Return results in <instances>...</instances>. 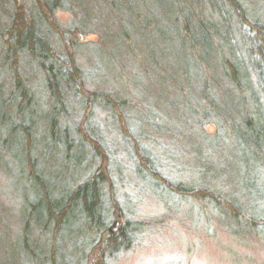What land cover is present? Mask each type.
<instances>
[{
  "label": "trees",
  "instance_id": "16d2710c",
  "mask_svg": "<svg viewBox=\"0 0 264 264\" xmlns=\"http://www.w3.org/2000/svg\"><path fill=\"white\" fill-rule=\"evenodd\" d=\"M211 1L218 6L229 5L222 17L230 29L229 13L236 15L234 31L230 29L227 33L220 21L219 25L212 22L208 25L203 19L193 21L182 0H101L99 8L91 11L94 16L96 10H116L124 22L121 23L125 34L123 45L132 42L130 34L137 30L146 48L145 63L150 65L152 61L163 69L161 62H168L171 74L160 81L168 83L172 90L161 92L157 103L144 100L141 104L162 110L160 99H170L169 91L177 92L178 100L172 101L171 106L181 115L170 122L172 115L166 120L160 111L147 121L141 116L139 121H132L133 117L125 113L132 103L130 98L84 93L85 78L81 77L73 56L81 45L69 35L75 32L87 39L95 34L93 26L98 22H93L90 28L88 18L80 21L74 14L75 7L84 8L83 0H0V10L7 19L0 30V88H8L9 92V98L2 99V108L8 113L5 118L14 115L17 120L11 133L21 136L24 146L25 168L21 173L30 177L33 188L43 197L40 203L32 202L29 208H24L34 210L36 233L45 244L37 254L32 247L36 243H31L27 235L33 230L26 228L27 233L23 231L26 247L20 249L22 257L58 264L57 254H65L63 234L74 224L81 226L85 238L75 243L76 264H102L106 257L133 247L141 230L140 224L123 211L116 197L115 180L108 171L104 172L103 165L97 166L93 173L80 168L82 173L75 177L73 186L58 199L57 188L44 179L48 173L44 163L50 161L45 152L50 146L56 152L55 158L68 163L74 161L77 166L83 164L80 158L75 159L77 144L71 134L74 113L71 95L83 105L84 127L79 130L87 129L91 135L88 141L87 133L80 132L78 136L85 147H90L92 152L96 150L97 155L91 153L95 161L99 157L110 159L103 135L98 133L101 127L92 120V105L98 102L119 119L124 149L139 180L154 184L156 190L176 201L197 197L210 202L214 209L230 210L236 217L237 210H255L247 213L253 221L250 226L264 235V215H259L264 213L256 211L264 210V198L262 204L252 198L264 195V22L260 17L252 22L239 0ZM225 7L221 6V11ZM59 12L72 13L76 19L62 26L57 19ZM151 40L155 43V53L149 56ZM35 109L41 110L43 120L37 119L40 116ZM153 124L155 128L149 134L147 127ZM209 125L216 128L214 134L206 131ZM191 126L196 128L195 137L186 142L181 127ZM169 132L178 134L179 138L173 137L172 144L161 145L157 136ZM38 140L44 144L41 155L36 152ZM141 141L148 145L142 146ZM178 143L183 146L174 149L172 145ZM0 147L5 151V146ZM101 147L105 148L102 157ZM155 147L159 153L153 155ZM133 153L136 158L130 157ZM190 154L203 162L201 166L198 159L202 184L182 178L184 168L178 162ZM212 181L216 186L210 185ZM219 184L231 186L230 192ZM242 196L250 201L243 204L238 199Z\"/></svg>",
  "mask_w": 264,
  "mask_h": 264
},
{
  "label": "rangeland",
  "instance_id": "374dc122",
  "mask_svg": "<svg viewBox=\"0 0 264 264\" xmlns=\"http://www.w3.org/2000/svg\"><path fill=\"white\" fill-rule=\"evenodd\" d=\"M83 1L85 2L84 8L75 7L74 14L80 17V21L88 18L90 28L93 22H98L93 26L95 34L88 36L87 39L75 32L69 35V38L78 40L81 45L73 53V56L77 60L81 77L83 75L85 78L84 93L96 92L101 96L109 93L117 99L130 98L132 103L125 113L133 117L132 121H139L140 116L147 121L159 111L162 115L165 114L164 119L167 120L168 115L171 114L170 122L176 120L181 112L176 108L173 109L171 103L178 100L177 92L169 91L170 99L167 97L160 99L162 110H157L150 105L142 107L141 104L144 100L157 103L161 92L166 89L172 90L168 83L163 84L160 81L171 74L168 62L165 60L161 62L163 69L158 68L152 61H150V65L145 63L146 48L143 38L137 30L130 34L132 42L128 43V46L123 45L122 39L125 34L121 31V23L124 22L116 10L109 12L102 9L96 10L93 16L91 11L99 8L101 0ZM182 2L186 3L185 7L192 13L193 21L203 19L208 22V25L210 22L219 25L220 21L227 33H230V29L234 31L233 25L237 22L236 15L234 16L231 11L229 13L230 29L222 17V14L227 12L229 5L220 4L218 6L211 0H182ZM238 2L243 6L246 15L252 22H255L259 17L264 22V0H239ZM221 6L226 7L221 11ZM2 12L0 10V30L7 20ZM73 18L76 19L72 13L59 12L57 19L62 26L66 27L71 24ZM223 27L221 28L222 32ZM61 37L63 41H67L63 35ZM226 39L228 40V38ZM151 43L152 45L150 44L148 48L149 56L155 53V43L153 40ZM225 48L230 49L228 45H225ZM70 51L73 52V49L70 48ZM158 74H161L162 77L159 78ZM73 97L75 96L71 95L74 108V113L71 116V134L77 144L75 159L80 158L83 164L77 166L74 161L68 163L60 157L55 158L56 152L50 146L45 152L50 161L44 163L48 169L44 179L57 188L58 192L56 193L59 194H55V197L58 199L69 191L70 185L73 186L75 177L82 173L80 168H87L93 173L97 166L103 165L106 167L104 172L108 171L111 179L115 180L116 197L126 216L141 226L133 247L114 257H106L102 264H264V235L258 230L252 229L250 226L253 222L252 217L247 214L255 212V210H237L236 214L241 216L237 215L236 217L230 210L214 209L210 202L197 197L176 201L172 196L156 190L154 184L139 180L131 170L133 161L129 158L127 150L124 149L125 143L119 129V119L115 118V114L110 109L98 102H94L92 105L94 114L92 120L101 127L98 133L100 136L103 135V143L109 150L110 159L102 158L101 160L99 157L98 161H95L91 153L97 155L96 150L92 152L90 149V151V147H85L78 136L80 132L87 133L88 141V135L91 134L87 132L86 127L87 131L79 130L84 127L85 113L80 100ZM4 98H9L8 88H0V146L6 147L5 151L0 147V264H43V260L22 257L20 252L21 247H26L23 231L26 234L28 227L33 230L27 235L30 237L31 243H36L32 247L35 248L37 254L41 252V248L45 244L41 236L36 233L37 219L32 217L34 210H25L24 208V206L29 208L32 202L40 203L43 197L33 188V184L29 181L30 177L21 173L25 168L24 146L21 144V136L11 133L17 120L14 115L5 118L8 113L2 108V99ZM35 110L36 114L40 116L37 119L43 120L44 116L41 114V110ZM150 122L154 123L152 120ZM154 126L155 124L148 125L149 134L152 133ZM40 129L41 133H44L43 129ZM195 129L193 126L186 129L181 127L184 141L188 142L190 139H194ZM206 131L209 134H214L216 128L214 125H209L206 127ZM139 134L137 133V135ZM94 136L99 138L97 134ZM177 136L178 134L169 132L167 135L157 136V138L161 145L163 143L172 144V138L177 140L179 138ZM36 144L39 145L36 152L41 155L44 144L39 140ZM144 145L148 144L142 142V146ZM179 145L181 147L183 143L172 146L175 149ZM100 149L102 157L105 148L101 147ZM158 153L159 149L155 147L153 155ZM130 157L136 158L135 153ZM198 159L193 154L186 155L178 162V165L184 168L183 179L202 184L201 171L197 169L200 168ZM199 160L202 166L203 162L201 159ZM108 167L111 170H107ZM208 177L212 178L210 175ZM213 182L215 181H212L210 185L216 186V183ZM226 185L219 184L220 187L224 186V189L230 192L231 186ZM252 198L262 204L261 200L264 195H255ZM238 199L243 204L250 201L249 197L243 198L242 196L241 199ZM105 200L108 203L107 194ZM36 211L41 213V210ZM256 211L264 213V210ZM66 229L67 232L63 234L62 248V252L65 254H57L58 264H76L78 257L75 243L76 241L81 243L85 238L81 235V226L70 224ZM28 245L30 246L29 243ZM62 252L60 251V253Z\"/></svg>",
  "mask_w": 264,
  "mask_h": 264
}]
</instances>
